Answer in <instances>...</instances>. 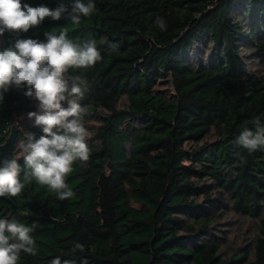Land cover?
Masks as SVG:
<instances>
[{"label":"trees","instance_id":"obj_1","mask_svg":"<svg viewBox=\"0 0 264 264\" xmlns=\"http://www.w3.org/2000/svg\"><path fill=\"white\" fill-rule=\"evenodd\" d=\"M62 2L72 0H21ZM94 3L78 25L49 17L0 36L2 50L66 31L74 43L94 40L101 55L66 73L88 83L79 102L89 159L66 177L74 195L59 200L33 180L0 197V218L36 223V254L21 252L18 264H264V147L237 143L257 121L264 126V0ZM33 110L14 86L0 99V144L16 125L21 182L18 144L43 134L19 119ZM225 212L256 220L249 248L224 246L215 225Z\"/></svg>","mask_w":264,"mask_h":264},{"label":"clouds","instance_id":"obj_2","mask_svg":"<svg viewBox=\"0 0 264 264\" xmlns=\"http://www.w3.org/2000/svg\"><path fill=\"white\" fill-rule=\"evenodd\" d=\"M94 0H72L56 8L45 5L30 6L21 0H0V36L7 32L26 33L41 24L45 18L54 21L66 17L74 25L82 17H89L95 10ZM163 30L165 23L158 19ZM46 39H17L13 46L0 50V99L9 88L24 90V95L38 101L39 112H29V119L42 128L36 138L28 135L20 141L23 153L24 182L21 166L16 158L4 159L0 167V197H16L33 180L46 185L59 200L71 198L74 193L66 183L77 161L89 159L86 143L89 131L84 118L88 109L79 102L88 89L80 76L68 78L69 69L88 68L101 59L94 40L74 43L66 31L46 32ZM67 103V107L62 106ZM237 143L249 152L264 147V126L256 122V131L245 129ZM36 223L25 225L15 219L0 218V264H18L21 252L36 254L32 233ZM75 249L83 251V245ZM74 249V250H75ZM50 264H75L74 260L56 257Z\"/></svg>","mask_w":264,"mask_h":264},{"label":"rangeland","instance_id":"obj_3","mask_svg":"<svg viewBox=\"0 0 264 264\" xmlns=\"http://www.w3.org/2000/svg\"><path fill=\"white\" fill-rule=\"evenodd\" d=\"M255 65L256 63H254ZM260 67L264 68V65H260ZM33 105V112H39L38 101L33 99ZM62 106L67 107V103L62 102ZM19 119L21 121H34V118L29 119L28 115H22ZM255 223L256 220L249 217L233 212H225L224 216L216 223L215 232L220 237L224 246L249 248L255 232Z\"/></svg>","mask_w":264,"mask_h":264},{"label":"water","instance_id":"obj_4","mask_svg":"<svg viewBox=\"0 0 264 264\" xmlns=\"http://www.w3.org/2000/svg\"><path fill=\"white\" fill-rule=\"evenodd\" d=\"M16 138H17V126L12 125L9 135L5 138L3 143L0 144V167L3 166L4 159L14 158Z\"/></svg>","mask_w":264,"mask_h":264}]
</instances>
